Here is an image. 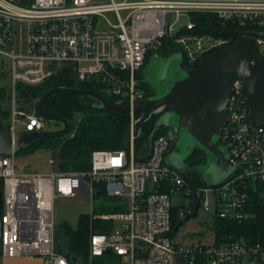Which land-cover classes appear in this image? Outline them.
Segmentation results:
<instances>
[{"label": "built area", "instance_id": "1", "mask_svg": "<svg viewBox=\"0 0 264 264\" xmlns=\"http://www.w3.org/2000/svg\"><path fill=\"white\" fill-rule=\"evenodd\" d=\"M194 14L264 29V0H0V57L8 58L11 67L4 122L12 139L46 131L36 104L22 107L17 87H37L64 69L79 82L109 92L114 101L127 100L130 107L129 151L95 150L86 172H60L53 159L48 160L52 170L47 173L20 172L14 144L10 155H0L2 257L72 264L57 250L55 203L76 197L92 201L98 196L95 185L100 184L107 197L125 199V205L120 202L122 211L100 217L114 225L90 234L88 264L95 259H106L105 264H177L180 256L186 264H195L198 256L202 264H264V242L236 235L218 239L212 233L209 243L183 245L170 235L172 210L184 218L198 203L209 212L208 192L214 195L213 218L236 222L251 218L250 194L264 184V126L250 122L249 104L236 77L230 80L227 120L220 136L234 169L222 184L195 188L165 162L174 139L170 130L150 141L146 156L134 153L138 123L167 108L133 110L145 99L137 73L147 56L157 52L161 39L176 35L189 64L229 43L197 34ZM254 42L264 59V37L260 34ZM173 196L188 198L189 207L173 206Z\"/></svg>", "mask_w": 264, "mask_h": 264}, {"label": "trees", "instance_id": "2", "mask_svg": "<svg viewBox=\"0 0 264 264\" xmlns=\"http://www.w3.org/2000/svg\"><path fill=\"white\" fill-rule=\"evenodd\" d=\"M192 20L196 23L194 31L197 34H210L225 38L229 40L226 47L243 36L248 37L254 44V38L264 32L263 28L239 26L236 23H224L210 15L194 14L192 15ZM251 28L254 30L252 31ZM175 37L176 35L162 38L161 45L157 51L163 49L164 53H167L166 55L168 56L174 53L182 54L180 46L174 40ZM212 53L214 52H210V54ZM183 59L185 64L191 68H196L200 61L189 64L184 57ZM226 76L229 80L235 78L234 75ZM137 77L141 82L145 98L150 97L152 95L151 88L143 81L141 71L137 73ZM55 87L91 89L100 91L106 95L108 94L98 86L73 79L71 72L64 69L37 87L18 86L17 96L20 98L22 107L27 109L35 105L45 91ZM7 93V88L0 87V100H7ZM111 99L115 100L114 98ZM43 109L67 119L69 122L67 136L33 140L15 152V155L16 153L28 155L39 149H56L57 162L55 161V169L65 173H80L89 170L90 156L95 150L129 151V147L125 145V136L129 131L128 113L122 114L101 109L98 103L88 96L65 95L61 93L50 95L46 99ZM166 110L169 111V108L167 107ZM136 114L139 115V113ZM0 116L3 121L7 122L8 110L6 106H0ZM160 117L161 115L153 116L145 122L141 121L138 123V126L141 127V134L134 142V153L136 155L146 153L149 143L154 137L167 133V126L159 122ZM204 158L205 156L201 151H195L189 158V166L193 167L195 164L202 162ZM182 173L184 179L193 187L207 186L204 181L195 176L192 170L188 169ZM1 191L2 181L0 180ZM95 191L98 192V197L106 196L104 187L100 184L95 185ZM110 199L113 204L103 205L99 209H94L93 213H114L123 210L121 206L116 205L115 201L117 199ZM248 212L251 214V218L241 222L223 220L215 216L212 220L211 232L218 239L228 235H236L253 242H264V184H258L256 191L251 192ZM182 220L183 217L178 216V210L173 209L171 236L176 231L177 224ZM113 225L108 220L92 219L89 214L79 215L76 227H73L67 221H62L57 224V228L58 230L60 229L62 234L58 236L56 231L55 238L57 246L61 240H63V245L61 246V251L58 248L57 250L65 254L69 259H75L76 263L73 262L72 264H87L90 234L93 232H106ZM195 264H202L199 256Z\"/></svg>", "mask_w": 264, "mask_h": 264}, {"label": "water", "instance_id": "3", "mask_svg": "<svg viewBox=\"0 0 264 264\" xmlns=\"http://www.w3.org/2000/svg\"><path fill=\"white\" fill-rule=\"evenodd\" d=\"M261 36L264 37V32L261 33ZM175 54H180L178 66L183 77L173 82L172 86L165 92L136 102L133 110L148 112L161 105L168 107V112L176 118V125L173 127L175 135L166 153V158L173 154H177V157L180 158V146L178 144L184 138L183 148L190 153V156L197 149L204 155L210 154L223 175L226 173L216 185H208L205 182L208 187H215L222 184L234 169V164L231 162L227 151L218 143L223 125L227 120L225 107L231 93V81L226 75H234L238 79L249 104L250 122L256 126H264V59L257 54L253 42L245 36L240 37L227 47L204 56L196 68H187L181 53H174L168 57ZM71 77L75 78V74L72 73ZM54 93L88 96L98 103L99 108L122 114L130 109L127 100L114 101L110 98L109 92L106 95L100 91L83 88L55 87L48 89L37 101L35 111L37 115L47 121L60 123L62 128L57 131L29 132L12 139L10 131L0 116L1 156L10 155L13 144L16 146L28 144L33 140L58 138L68 133L69 122L67 119L43 109L46 99ZM159 122L165 125L161 118ZM125 145H129V133H126L125 136ZM172 167L180 172H186L190 169L188 166L184 170ZM229 167L231 171H227ZM1 205L0 193V252ZM197 211L198 205L195 206L190 215L185 216L177 224L176 228L182 222L195 216ZM71 261L74 262L75 259Z\"/></svg>", "mask_w": 264, "mask_h": 264}, {"label": "rangeland", "instance_id": "4", "mask_svg": "<svg viewBox=\"0 0 264 264\" xmlns=\"http://www.w3.org/2000/svg\"><path fill=\"white\" fill-rule=\"evenodd\" d=\"M119 1V0H115ZM244 37V36H243ZM246 37V36H245ZM164 53V50H158L156 53H150L148 58L141 68V75L143 76V81L147 83L152 91V97L156 94H161L170 88L176 80L183 77L182 72L179 69L178 62L180 54H175L171 57H168ZM161 67V68H160ZM11 82V67L10 60L5 57H0V87L8 88ZM6 100H0V106H6ZM161 121L167 126L168 130L172 131L173 127L176 125V118L174 115L169 113L167 110L161 114ZM44 128L46 131H57L62 128L60 123L54 121H44ZM140 134H141V127ZM64 136H67L65 134ZM62 136V137H64ZM184 138L178 145L180 146V152L178 158L177 154L169 155L165 158V162L168 165H172L179 169H187L189 166L190 153L183 148ZM219 145L220 144L219 140ZM26 144L17 145L15 147V152H17L21 147H24ZM144 154H138L136 157H144ZM205 158L202 162L195 164L193 167H190L195 176L198 179L206 182L208 185H216L226 174L221 172V170L216 166L215 159L210 155H204ZM187 158V159H186ZM53 159L57 162V151L56 149H39L34 153L28 155H22L16 153L15 155V164L17 170L20 172H36V173H47L52 170V167L49 165L48 160ZM227 171H231L229 167ZM207 198L209 200V212L205 211L202 207H199L195 216L190 217L188 220L182 222V224L177 227L176 231L173 233L172 238L174 242L183 244V245H194L199 243H209L212 240V232L206 229V223H209L214 215L215 201L214 195L212 192L207 193ZM114 199V198H113ZM172 205L180 207L183 205L187 209L190 205V200L188 198L183 199L181 196L172 197ZM120 202L124 203L125 199H117L115 201L116 205H119ZM113 204L110 197L101 196L95 197L92 201L88 197H76L72 199H62L58 200L55 203V221H56V231L58 236H61L60 229L58 230L57 224L62 221L69 222L73 227H76L78 216L81 214H89L91 216H97L101 220V216L106 215L107 213L95 214L94 209H99L103 205ZM123 205V206H124ZM91 212V213H90ZM56 234V233H55ZM201 234V235H200ZM63 239L62 237H59ZM63 240L59 242L57 248L61 251V246L63 245ZM1 257V256H0ZM89 258V257H88ZM94 263V260H93ZM103 260H96L95 264H102ZM88 264V263H87ZM177 264H184V258L180 256L177 260Z\"/></svg>", "mask_w": 264, "mask_h": 264}, {"label": "crops", "instance_id": "5", "mask_svg": "<svg viewBox=\"0 0 264 264\" xmlns=\"http://www.w3.org/2000/svg\"><path fill=\"white\" fill-rule=\"evenodd\" d=\"M96 197H98V196H96ZM204 230H210L211 231V221L209 223H206V229H204ZM96 260H103V259H95L94 264H95ZM105 260H103L102 264H105L107 262ZM0 264H44V263L38 257L30 258V257H25V256H18V257L7 258V257L1 256L0 257ZM184 264H186L185 261H184Z\"/></svg>", "mask_w": 264, "mask_h": 264}, {"label": "flooded vegetation", "instance_id": "6", "mask_svg": "<svg viewBox=\"0 0 264 264\" xmlns=\"http://www.w3.org/2000/svg\"><path fill=\"white\" fill-rule=\"evenodd\" d=\"M186 66H187V65H186ZM187 68L192 69L191 67H188V66H187ZM172 132H173L174 135H175V130H174V129L172 130ZM195 151H199V150L197 149V150H195ZM195 151H194V152H195ZM196 205H198V203H196ZM198 209H199V207H198Z\"/></svg>", "mask_w": 264, "mask_h": 264}]
</instances>
